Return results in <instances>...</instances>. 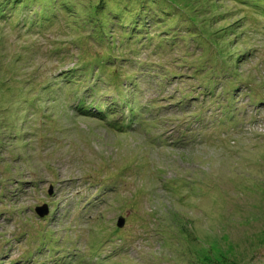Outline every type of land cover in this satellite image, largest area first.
Returning <instances> with one entry per match:
<instances>
[{
    "label": "rangeland",
    "instance_id": "rangeland-1",
    "mask_svg": "<svg viewBox=\"0 0 264 264\" xmlns=\"http://www.w3.org/2000/svg\"><path fill=\"white\" fill-rule=\"evenodd\" d=\"M0 264H264V0H0Z\"/></svg>",
    "mask_w": 264,
    "mask_h": 264
},
{
    "label": "water",
    "instance_id": "water-1",
    "mask_svg": "<svg viewBox=\"0 0 264 264\" xmlns=\"http://www.w3.org/2000/svg\"><path fill=\"white\" fill-rule=\"evenodd\" d=\"M37 211L39 212L40 215H45V214L48 213V209L47 208L44 209V207H40V206L37 207ZM123 224H124V219L121 218L119 220V225L122 226Z\"/></svg>",
    "mask_w": 264,
    "mask_h": 264
},
{
    "label": "bare ground",
    "instance_id": "bare-ground-1",
    "mask_svg": "<svg viewBox=\"0 0 264 264\" xmlns=\"http://www.w3.org/2000/svg\"><path fill=\"white\" fill-rule=\"evenodd\" d=\"M60 2V1H59ZM67 6V5H66ZM60 18V17H59ZM9 19V18H8ZM9 21V20H8ZM40 27V26H39ZM92 29V28H91ZM112 32H115V31H112ZM121 38V37H120ZM117 46V45H116ZM122 46V45H121ZM120 47V46H119ZM142 54V53H141ZM139 63V62H138ZM82 69H83V67H82ZM104 69V68H103ZM68 74V73H67ZM69 77V76H68ZM77 82V81H76ZM79 82V81H78ZM83 84V83H82ZM86 85V84H85ZM84 85V86H85ZM68 86V85H67ZM76 87H77V85H76ZM144 92V91H143ZM68 104V103H67ZM83 110H84V108H83ZM110 110V109H109ZM146 110V109H145ZM172 110V109H171ZM86 112V111H85ZM144 112V111H143ZM84 114V113H83ZM95 115V114H94ZM135 115V114H134ZM95 117V116H94ZM105 117V116H104ZM154 117V116H153ZM111 119V118H110ZM106 120H107V118H106ZM126 125V124H125ZM127 127V126H126ZM134 127V126H133ZM130 128V127H129ZM240 134V133H239ZM238 136V135H237ZM235 138H236V136H235ZM237 139V138H236ZM124 140V139H123ZM230 147V146H229ZM237 147V146H236ZM238 148H239V146H238ZM227 149V148H226ZM235 149V148H234ZM240 149V148H239ZM222 151V150H221ZM225 152H227L226 150H225ZM231 152V151H230ZM128 161V160H127ZM129 161H131V160H129ZM144 166V165H143ZM112 175V174H111ZM108 188V187H107ZM23 195V194H22ZM110 195V194H109ZM14 198V197H13ZM19 198V197H18ZM110 198V197H109ZM24 199V198H23ZM13 201V200H12ZM18 201V200H17ZM77 205V204H76ZM2 207H4V206H2ZM80 217V216H79ZM71 218V217H70ZM67 219V218H66ZM68 221V220H67ZM154 227V226H153ZM82 251V250H81ZM45 254V253H44ZM72 257V256H71ZM78 258V257H77ZM76 260V259H75ZM72 261V260H71ZM20 263V262H19Z\"/></svg>",
    "mask_w": 264,
    "mask_h": 264
}]
</instances>
